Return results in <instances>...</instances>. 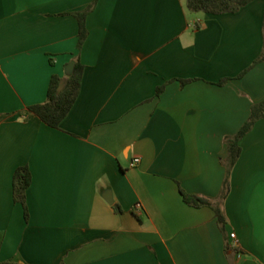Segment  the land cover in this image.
Here are the masks:
<instances>
[{
	"label": "crops",
	"instance_id": "crops-1",
	"mask_svg": "<svg viewBox=\"0 0 264 264\" xmlns=\"http://www.w3.org/2000/svg\"><path fill=\"white\" fill-rule=\"evenodd\" d=\"M93 1L0 0V262L264 264V118L239 141L224 231L179 191L218 198L224 138L264 98V0L224 14L95 0L78 48L73 13ZM76 57L78 96L52 128L28 108ZM19 167L27 221L12 197Z\"/></svg>",
	"mask_w": 264,
	"mask_h": 264
},
{
	"label": "trees",
	"instance_id": "trees-1",
	"mask_svg": "<svg viewBox=\"0 0 264 264\" xmlns=\"http://www.w3.org/2000/svg\"><path fill=\"white\" fill-rule=\"evenodd\" d=\"M253 0H184L185 8L191 13H207V14H224L236 12L241 7L247 5ZM95 0L83 11L73 13L78 21V48L87 36V29L85 26V17L94 7ZM262 31H263V46L259 57L255 60L254 64L259 61H264V10L262 18ZM83 65L76 57L72 73L63 82V79L53 75L50 78L47 96L44 102L32 105L28 108L30 112L35 114L42 122L52 128H58L63 118L68 114L73 106L76 97L80 90V82L82 77ZM224 81H221L222 84ZM162 88H157L156 94H159ZM264 118V98L251 106L250 114L246 122L240 129L231 136L224 138V143L227 148V157L223 164L226 169L224 181L220 194L217 199H208L202 196L189 194L179 189L182 200L184 203L194 206L210 207L215 215L216 222L219 228L224 231L226 218L220 207V204L227 196L230 190V171L238 159L241 147L239 141L248 133L256 121ZM30 172L27 167H19L14 171L12 177V197L15 203H19L24 209V219L28 220V211L26 207V190L30 184ZM229 248V245H227ZM235 248V247H234ZM0 264H12L5 262Z\"/></svg>",
	"mask_w": 264,
	"mask_h": 264
},
{
	"label": "water",
	"instance_id": "water-1",
	"mask_svg": "<svg viewBox=\"0 0 264 264\" xmlns=\"http://www.w3.org/2000/svg\"><path fill=\"white\" fill-rule=\"evenodd\" d=\"M73 68H74V61H70L66 68H65V73L67 75H70L73 71ZM104 199L109 203V204H112V199L110 196H104Z\"/></svg>",
	"mask_w": 264,
	"mask_h": 264
},
{
	"label": "built area",
	"instance_id": "built-area-1",
	"mask_svg": "<svg viewBox=\"0 0 264 264\" xmlns=\"http://www.w3.org/2000/svg\"><path fill=\"white\" fill-rule=\"evenodd\" d=\"M139 162V158H134L130 161L129 163V166L130 167H133L134 165H136L137 163ZM139 207V204H136V207L135 208H138ZM229 238L232 240L231 244L232 245H236V242L234 241V238H235V234L234 233H230L229 234Z\"/></svg>",
	"mask_w": 264,
	"mask_h": 264
}]
</instances>
